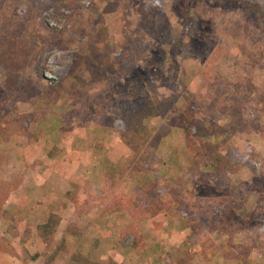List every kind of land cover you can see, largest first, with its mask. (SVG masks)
Here are the masks:
<instances>
[{
	"label": "rangeland",
	"instance_id": "1",
	"mask_svg": "<svg viewBox=\"0 0 264 264\" xmlns=\"http://www.w3.org/2000/svg\"><path fill=\"white\" fill-rule=\"evenodd\" d=\"M20 1L0 25V264H264V0ZM130 84L163 109L146 160L120 134ZM203 140L235 171L202 168ZM219 208L238 250L207 231Z\"/></svg>",
	"mask_w": 264,
	"mask_h": 264
},
{
	"label": "trees",
	"instance_id": "2",
	"mask_svg": "<svg viewBox=\"0 0 264 264\" xmlns=\"http://www.w3.org/2000/svg\"><path fill=\"white\" fill-rule=\"evenodd\" d=\"M247 30V29H246ZM244 50V45H242ZM124 97L121 99L120 106L124 104L122 111V122L123 129L120 132L123 143L131 152L132 160H135L138 156H141L142 159H147L150 157L152 152V148L154 147V142L158 140L159 137L152 138V130L148 128L146 125V119L149 117H155L161 115L162 108L159 105H156L151 99L149 93L145 90V87L138 85L129 86V92L127 89L124 90ZM130 96V97H129ZM128 104V105H127ZM208 130V129H205ZM210 135L205 132H196V138L203 139L204 137H209ZM154 144V145H153ZM203 144L207 149V156L204 158V163L202 168H206L207 171L209 169L213 172L218 173H227L229 170L235 171V165L231 163L226 154L218 149V145L209 141H204ZM237 166V165H236ZM239 167V164H238ZM206 171V172H207ZM211 173V172H210ZM258 192V189H255ZM140 212L143 213L142 207H137ZM150 208L148 207L146 210L148 211ZM221 212V215L218 213ZM227 213V214H226ZM141 214V213H140ZM157 214V213H156ZM229 212L221 211V208L215 209L213 212V221L207 225L208 233H214L219 231L229 237V243L235 249L238 250L239 245L234 244L232 240L234 239V235L238 231H242L240 228H237V224L235 220L228 219L226 215ZM234 218V215L232 216ZM236 217V216H235ZM238 218V217H237ZM222 220L223 224H218L217 221ZM241 220V219H240ZM241 222H244L241 220ZM59 225V220H56L55 217H51V219L44 225L39 226V234L44 239L46 244L52 241L51 235L55 232ZM218 225V226H217ZM134 227L131 232L134 237L131 243V248L138 250L140 242L143 240L142 235L137 229L136 225H132ZM196 230V228H195ZM136 236V237H135ZM138 247V248H137ZM40 254L31 256L33 260H37L40 258ZM57 257L56 253H53L47 259V264L52 263ZM73 261L76 264H104L99 262H94L82 255H73ZM183 261H181V264ZM110 264H117L112 261Z\"/></svg>",
	"mask_w": 264,
	"mask_h": 264
},
{
	"label": "crops",
	"instance_id": "3",
	"mask_svg": "<svg viewBox=\"0 0 264 264\" xmlns=\"http://www.w3.org/2000/svg\"><path fill=\"white\" fill-rule=\"evenodd\" d=\"M3 4H4V1L3 0H0ZM9 1H10V4H9ZM20 3L21 1L20 0H7V8H6V6L4 5V7H5V10L3 9V8H0V25L2 26V24H3V20H2V18H9V16H11L12 14H15L14 13V11H13V7L12 8H10V10H9V7L13 4V3ZM4 13V14H3ZM12 13V14H11ZM7 25H9L10 24V21L8 20L7 21V23H6ZM3 42H6V41H3ZM51 264H57V262L56 261H54V262H52Z\"/></svg>",
	"mask_w": 264,
	"mask_h": 264
}]
</instances>
